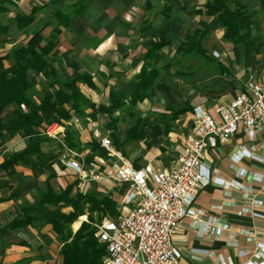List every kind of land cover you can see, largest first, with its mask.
Wrapping results in <instances>:
<instances>
[{
  "label": "crops",
  "instance_id": "obj_1",
  "mask_svg": "<svg viewBox=\"0 0 264 264\" xmlns=\"http://www.w3.org/2000/svg\"><path fill=\"white\" fill-rule=\"evenodd\" d=\"M86 1L0 0V58H6L3 61L5 68L11 67L8 57L36 33L42 32L44 39L54 37L58 40L49 56L54 67L62 75H72L73 68L78 66L80 72L91 75L94 86L79 85L89 105L87 117L81 119L73 114L71 122L64 127L65 139L47 138L49 141L42 145V152L53 156L48 167L41 170L19 164L12 175L0 169V184H3L0 188V264L64 263L63 243L51 224L7 232L2 228L24 217V208L39 201L50 188L60 194L72 186L73 194L79 193L80 176L68 167V162L73 160L68 150L77 152L78 159L90 168L96 157L105 155L101 140L105 136L110 138L115 132V122L120 140L135 121L143 122L144 139L130 142L122 149L112 142L113 147L135 169H143L149 174L171 170L179 166L184 154L196 107L204 108L220 121L217 114L220 105L231 104L239 98L251 77L264 81V49L247 62L241 48L222 50L227 54L222 52L221 68L228 71L229 80H220L201 96L195 95L192 101L183 98L181 81L173 71L175 67L164 60L176 56L184 32L185 36L189 33L187 25H191L192 31L198 26L213 24L211 19L193 14L194 6L202 3L194 0L179 3L169 0H92L82 11V3ZM241 1L252 11L261 8L264 12V0ZM169 6L173 8L172 12L166 11ZM258 25L254 37L257 31L264 33V17L263 23L258 22ZM219 29L223 37V31ZM157 42L166 46L160 52V58L150 65L161 73L148 97L137 99L136 106L128 109L138 91L141 71L147 65V51ZM238 51L242 56H237ZM231 54L237 57L233 59ZM231 59L237 61L233 64V72L225 64L227 60L231 63ZM167 65L170 69H164ZM120 100L125 107L111 112ZM10 108L3 113L4 125L12 120ZM139 109L143 114L137 112ZM178 110L184 112L178 114ZM129 118H133V123H128ZM69 134H73L75 148L67 142ZM25 142L21 136H16L6 143L0 150V165L12 153L22 151ZM97 145L96 151L94 146ZM202 163L209 170L211 181L205 184L193 205L200 212L198 216H187L178 224L175 243L182 254L180 264H264V133L254 141H249L242 131L229 143L217 140L205 151ZM124 191L113 181L104 180L90 181L80 194L111 198L120 206ZM59 211L70 213L72 207H45L39 212ZM103 215L95 213L94 226L100 223L97 217ZM87 221L88 215L82 216L79 228ZM75 225L73 233L79 229Z\"/></svg>",
  "mask_w": 264,
  "mask_h": 264
},
{
  "label": "trees",
  "instance_id": "obj_2",
  "mask_svg": "<svg viewBox=\"0 0 264 264\" xmlns=\"http://www.w3.org/2000/svg\"><path fill=\"white\" fill-rule=\"evenodd\" d=\"M91 1L87 0L82 3V11ZM169 1L179 3L181 0ZM194 1L202 5H195L192 10L193 14L199 18L211 19L215 27L221 28L223 41L240 47L245 62L253 55L260 54L264 49V39L254 37V32L259 26L255 18L256 11L249 9L241 0ZM172 10L171 6L166 9L169 12ZM212 32L211 26H198L179 43L177 53L183 57L213 60L203 46ZM57 35L58 33L55 34ZM57 44V38L51 37L46 40L42 32H39L26 45L8 57L11 67L5 68L3 61L6 58H0V150L16 136H21L26 141V146L22 151L12 153L0 165V169L5 170L8 175H12L14 167L19 164L41 170L48 167L53 156H47L42 152V145L49 141L43 136L42 130L52 124L67 127L73 119V114L81 119L87 117L86 110L89 105L79 85L94 87L91 82L92 77L88 73L80 72L78 66L73 68L72 75L68 73L62 75L49 58ZM165 46L166 44L157 42L152 44L147 51L145 56L147 65L145 64L141 71L138 91L128 109L136 106L137 99L142 100L148 97V92L161 73L159 69H153L150 63L153 64L160 58V52ZM164 69H170V66L167 65ZM41 79L44 81L43 94L37 95L35 90ZM9 106L14 107L12 120L4 125L2 116ZM123 107L125 105L120 100L113 106L111 112ZM182 112L184 111L178 110L177 113ZM116 126L117 122H115V132L111 133L110 138L118 149H122L130 142H139L145 138L142 131L143 122L138 124L135 121L127 129L122 140L116 134ZM72 139L73 134H69L67 142L70 147L75 148ZM95 147L97 151L99 146ZM92 157L91 155L90 158ZM1 185L3 184H0V188ZM73 188L68 187L60 194L55 193L52 188L48 189L39 201L24 208V217L17 218L2 228V231L7 232L29 226L39 228L51 224L63 243L61 248L63 264H103L106 246L95 237L94 215L103 213L113 217L117 216V203L111 198H100L92 193L73 194ZM60 205H70L72 211L43 214L39 212L45 207L58 208ZM84 215H88V221L83 222L79 228V219ZM74 225L79 228L75 233H73Z\"/></svg>",
  "mask_w": 264,
  "mask_h": 264
},
{
  "label": "built area",
  "instance_id": "obj_3",
  "mask_svg": "<svg viewBox=\"0 0 264 264\" xmlns=\"http://www.w3.org/2000/svg\"><path fill=\"white\" fill-rule=\"evenodd\" d=\"M244 88L245 92L233 103L217 108L220 121L202 107L194 109L184 154L179 166L171 170L149 174L135 169L107 137L101 140L105 155L96 157L90 168L78 159L77 152L67 151L73 158L68 167L80 176L79 193L90 181H113L125 189L120 205L127 212L95 227V237L106 246L103 264H180L182 254L175 243L178 224L187 216H198L200 212L193 205L211 181L202 163L205 151L217 140L229 143L240 131L249 141L264 133V81L251 77ZM42 131L50 140L62 141L66 137L65 128L59 124Z\"/></svg>",
  "mask_w": 264,
  "mask_h": 264
},
{
  "label": "rangeland",
  "instance_id": "obj_4",
  "mask_svg": "<svg viewBox=\"0 0 264 264\" xmlns=\"http://www.w3.org/2000/svg\"><path fill=\"white\" fill-rule=\"evenodd\" d=\"M255 6H258L257 3H253ZM259 7V6H258ZM256 19L259 23H263V17H264V12L261 10V8L256 9ZM190 26V28H189ZM196 26H192L193 28ZM189 32L191 31V25L186 26ZM211 27L213 28V33L207 37L206 41L204 42V48L206 52L208 53V56L213 60L209 61L206 59L202 58H197V57H183L181 54H176V56H173L172 59L166 58L164 62L170 63L175 67L173 70L176 72L177 76L176 78L179 79L180 82V87L182 88L180 93L183 98H188L190 101L193 100V97L195 95L201 96L204 94L205 90L210 89L211 87H215L218 83H220V80L228 79L231 76H228L226 70L221 68V63H223L222 59V52L227 54V51H222V50H240V47H235L231 46L228 43L224 42L222 39V34L220 33V29L218 27H215L213 24H211ZM263 30V29H262ZM255 37L257 39H263L264 33L261 31H257ZM183 39H185V32L184 35L182 36ZM221 52V53H220ZM239 52V51H238ZM215 53H218V55H215ZM240 53V52H239ZM237 54L238 57L242 56L240 54ZM233 59H235L237 56L232 55ZM231 59V63H228L227 60L225 64L227 65V68H229L230 72H233L234 70V62L236 63V60ZM42 82V83H41ZM43 80H40V83L36 86L35 93L37 95H42L43 94ZM37 98V97H36ZM10 108V106H9ZM11 111H13L14 107L11 106ZM138 113H142L141 109L137 111ZM133 119V118H132ZM132 119H128V123H133ZM127 127L129 125H126ZM125 126V127H126ZM106 138V136H105ZM109 138V137H107ZM104 139V138H103ZM124 207L122 205L118 206L117 205V216L113 217L111 215H103L102 217H97V220L102 223L105 220H115L117 217H119L121 214L124 212H127L123 209ZM131 208H128L130 210ZM98 223V224H100ZM96 227V226H94Z\"/></svg>",
  "mask_w": 264,
  "mask_h": 264
}]
</instances>
